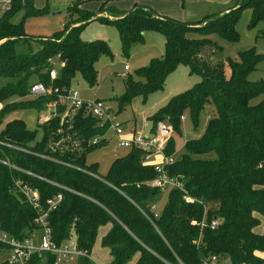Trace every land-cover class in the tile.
<instances>
[{
  "label": "trees",
  "instance_id": "obj_1",
  "mask_svg": "<svg viewBox=\"0 0 264 264\" xmlns=\"http://www.w3.org/2000/svg\"><path fill=\"white\" fill-rule=\"evenodd\" d=\"M48 1L36 7L33 0L27 5L23 0H12L11 8L0 13V75L15 79L0 88V101L13 93L29 94L36 82L71 85L78 74L88 85H96L95 63L101 53L110 54V49L103 39L85 41L79 37L91 20L116 27L124 54L132 44L143 41L146 31L161 33L163 55L139 67L138 79L127 74L124 93L117 99L119 109L134 96L146 98L161 90L166 77L180 64L200 76L199 82L170 97L147 115L146 121L151 133L159 120L166 118L175 131L182 112L189 110L196 128L200 112L207 103L213 104L215 112L205 130L187 140L179 158L166 167L170 175L181 177L191 196L205 202L206 218L217 217L219 223L215 228H204L197 245L194 241L200 230L190 221L201 218L203 206L186 202L177 188L166 192V200L155 214L151 205L157 204L164 192L150 186L156 171L144 162L145 152L139 148H128L104 175L99 174L97 164L87 162L86 156L104 144L107 126L83 108L60 106L40 122L42 136L38 140L20 119L7 122L0 130V141L7 143H0V229L18 238L37 229L33 221L36 209L21 194L12 192L14 180L20 179L38 191L43 204L55 194L62 195L47 216L56 245L75 237L78 247L90 255L98 230L108 226L100 237L101 246L110 255L108 264H127L132 259L133 264H177L176 256L184 264H199L208 254L226 255L232 264H264V230H256L259 216L264 217V78H248L264 56L253 48L240 51L238 59L229 61L231 75L226 77L222 64H213L210 59L222 47L207 37L217 33L226 41H237L235 24L240 10L251 9L249 27L264 23V0H238L228 9L207 13L195 22L161 15L145 3L147 0H99L96 11L82 7L85 0H71L63 27L37 38L26 33L23 20H12L21 10L24 17L44 14ZM122 1L129 7L118 6ZM184 2L180 0L182 6ZM259 35L264 38V28ZM32 40L40 42L38 49L33 50ZM18 45L27 49L19 51ZM55 57L61 68L51 79L49 70ZM261 94L259 102L250 103ZM53 97L49 94L7 103L2 111L32 106L40 114L46 113V103ZM93 138L98 140L92 143ZM173 151L170 137L165 153ZM207 153L213 156L196 157ZM2 247L0 244V250ZM54 261V254L36 252L27 264ZM75 262L95 264L87 256H78Z\"/></svg>",
  "mask_w": 264,
  "mask_h": 264
},
{
  "label": "rangeland",
  "instance_id": "obj_2",
  "mask_svg": "<svg viewBox=\"0 0 264 264\" xmlns=\"http://www.w3.org/2000/svg\"><path fill=\"white\" fill-rule=\"evenodd\" d=\"M38 1L40 2L39 4H37ZM44 1L45 0H33L32 5L36 7L42 6L40 4H43ZM237 1L238 0L187 1L183 6L179 3L178 7H176V11L173 12L174 16L169 17L195 22L197 21L195 19L199 16L200 18L203 17L201 16L202 14L205 15V13H212L215 10L221 9L226 4L232 5ZM70 2L71 0H49L48 11L44 14L24 17V10H21L13 16L12 20L14 22L23 20L25 31L30 36L36 38L41 35L48 36L52 34L53 31L61 29L64 23L68 20L67 6ZM122 4H128V2L125 1ZM99 5V0H85L82 3V7L89 9L90 11H96ZM54 11H58L59 13L52 15V12ZM100 14L105 15V13ZM250 16L251 9L249 7L240 10L235 24L238 36V39L235 42L226 41L217 33H212L207 36L222 47L213 52L210 59L213 64H222L226 77H230L231 75L229 61L238 59V53L240 51L253 48L256 52L264 56V38L259 35L260 31L264 28V23L263 21H260L256 26L249 27ZM188 35L195 36L194 34ZM79 37L85 41L103 39L109 46L110 54L101 53L95 63L97 70L96 85H88L78 74L72 79L71 86L77 87L80 90V93L82 92L81 95L83 94L82 96L85 98L104 99L116 112L118 120L123 124L125 123L128 127L134 124L136 133L146 134L148 132L150 123H145L144 115L146 113L150 114L152 111H156L158 108L165 105L170 97L194 86L195 83L200 81V76L198 74L189 73L188 67L180 64L166 77L164 86L161 90L150 93L146 98L139 95L134 96L122 109H119L117 99L124 93L125 77L129 74L135 79H138L136 72L139 67L144 66L151 60V58H159L163 55V35L155 31H146L143 41L132 44L129 47L127 54H124L122 51L116 27L107 22L98 19L87 22L79 32ZM31 44L33 50H36L38 49L40 42L32 40ZM17 48L19 51H25L27 49L25 45H18ZM53 64L58 72L61 68V61L58 57L54 58ZM125 66L129 68L126 72L124 70ZM248 78L252 81L264 78V59L258 63L256 69L248 74ZM14 80L15 79L10 76L0 75V88L13 83ZM262 97L263 94L253 97L250 100V103L255 104L259 102ZM28 98L32 97L28 94L20 96L17 93H13L8 96L7 99L0 101V130L6 126L7 122L20 119L24 121L26 128L35 132L36 139L38 140L42 136V129L38 118L41 113L40 111L32 106L9 107L5 111H2L7 103L17 102ZM214 112L215 109L213 104L207 103L199 114L198 125L196 127L197 130H195L196 128L193 125L189 110H184L182 112L184 119L180 120L179 129L171 133V137L174 140V151L170 156H172L174 160L178 159L179 155L183 152V146L187 140L202 134L207 126L208 118L211 117ZM159 122L169 125L167 118L159 120ZM154 131H156V129ZM125 133L127 135V129ZM103 138L105 139L104 144L94 148L86 156L87 162H95L97 164V171L102 175L106 173L111 162L116 157L122 156L128 151V148L118 147L116 138L111 130L108 129ZM212 156L213 153H207L197 155L196 157L210 158ZM151 160L155 164H161L163 162V157L162 155L156 154L151 157ZM165 200L166 192L162 194V197L157 202L158 211ZM259 221L260 223L256 228L258 232L264 230V217L259 216ZM107 228V226L100 227L98 230V236L91 249L90 257L95 264H108L110 262L108 249L102 247L100 244V237L105 233ZM8 252L9 251L5 252L2 250L0 256L5 257ZM133 261L134 260L132 259L127 264H133ZM75 263V260H73L60 264Z\"/></svg>",
  "mask_w": 264,
  "mask_h": 264
},
{
  "label": "built area",
  "instance_id": "obj_3",
  "mask_svg": "<svg viewBox=\"0 0 264 264\" xmlns=\"http://www.w3.org/2000/svg\"><path fill=\"white\" fill-rule=\"evenodd\" d=\"M12 6V0H0V13L8 11ZM124 70H128L125 66ZM49 77L54 79L57 77V71L53 67L49 70ZM53 94V99L46 103V113L39 115V121L43 122L53 114H55L56 108L63 106L65 109L70 107L83 108L86 113H89L97 117L101 121V125L107 126L108 129L116 136L117 145L120 148H139L143 150V160L146 164H151L155 171L156 176L149 182L150 186L159 188L162 192H167L171 188H177L182 192V197L186 202H197L203 206V213L200 219H192L191 225L199 227V237L194 241L198 245L201 239V231L206 228H215L219 219L213 217L211 219L206 218L207 206L202 199L191 196L185 189L183 180L179 176H173L168 173L167 165L174 161V158L165 153V149L168 140L173 132L170 125L163 122H158L156 131L150 134L136 133L133 129L126 135V128L124 124L117 119L116 112L112 107L104 100L98 98H85L81 95L80 90L77 87L71 85L67 86H53L45 85L42 82L33 83L30 86L29 96L39 97ZM181 119L184 116L181 115ZM128 134L130 136H128ZM98 139L93 138L92 143H95ZM1 144H7L1 142ZM159 154L163 157L161 164H155L152 162L151 157ZM6 164L10 165L8 162ZM16 169L22 170L15 167ZM23 171V170H22ZM12 192L21 194L23 198L37 211V215L34 218V224L37 229L29 232L25 237L18 238L8 232L0 229V244L3 245L2 250L9 251L7 256H0V264L7 262L9 264H27V260L33 253L50 252L55 256V264L66 263L76 260L78 256L90 255L85 249H81L77 245L75 237L65 240L60 245H56L51 237V229L48 225L47 216L50 210L54 209L62 199L60 193L55 194L45 200V203H41L39 200L38 191L32 188L27 183L20 179H15L12 184ZM151 210L157 214V204L151 205ZM177 264H184L176 256ZM166 264H172L165 261ZM199 264H232L230 259L226 255L221 254H208L201 258Z\"/></svg>",
  "mask_w": 264,
  "mask_h": 264
},
{
  "label": "crops",
  "instance_id": "obj_4",
  "mask_svg": "<svg viewBox=\"0 0 264 264\" xmlns=\"http://www.w3.org/2000/svg\"><path fill=\"white\" fill-rule=\"evenodd\" d=\"M187 1H196V0H185V2L184 3H186ZM40 2L38 1L37 2V4H39ZM145 3L147 4V5H149L152 9H154L157 13H159V14H161V15H166V16H174L173 15V12H175L176 11V7H178V5H179V3H180V0H147V1H145ZM236 2H234V4H235ZM45 4V1H44V3L43 4H40V5H44ZM229 4H232V3H229ZM234 4H232V5H228V4H226V5H224L221 9H219V10H215V11H213V12H221V11H224V10H226V9H228L229 7H231V6H233ZM120 7L122 6L123 8H128L129 7V5H127V4H120L119 5ZM38 7H41V6H38ZM56 9V8H55ZM205 14H207V13H205ZM201 16H204L203 14L201 15ZM200 18V16L197 18V19H195V20H198ZM41 36H46V35H41ZM39 37V36H38ZM36 41V40H35ZM163 42H164V37H163ZM40 45H38V47H39ZM148 63V62H147ZM146 63V64H147ZM145 64V65H146ZM128 70H129V68H128ZM128 70H125V72L126 71H128ZM82 93V92H81ZM83 95V94H82ZM153 112V111H152ZM151 112V113H152ZM150 113V114H151ZM147 115H149V113H146L144 116H145V123L147 124L148 122L146 121V116ZM149 124V123H148ZM124 126H125V128L127 129V131H128V133H130L131 132V130L133 129L134 131H135V127H134V124L133 125H131L130 127H128V126H126V124L124 123ZM151 132H150V124H149V130H148V132L146 133V134H150ZM145 134V133H144ZM115 136V135H114ZM128 136H130L129 134H128ZM115 138H116V136H115ZM108 227V226H107ZM108 229V228H107ZM107 229H106V231H107ZM105 231V232H106Z\"/></svg>",
  "mask_w": 264,
  "mask_h": 264
},
{
  "label": "water",
  "instance_id": "obj_5",
  "mask_svg": "<svg viewBox=\"0 0 264 264\" xmlns=\"http://www.w3.org/2000/svg\"><path fill=\"white\" fill-rule=\"evenodd\" d=\"M30 2H31V0H23V4H25V5L29 4ZM58 13H59L58 11H54V12H52V15H55V14H58Z\"/></svg>",
  "mask_w": 264,
  "mask_h": 264
}]
</instances>
